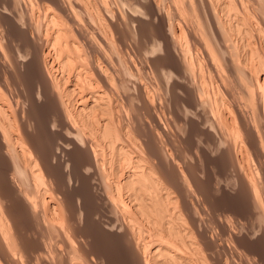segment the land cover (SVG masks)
Here are the masks:
<instances>
[{"label":"bare ground","instance_id":"6f19581e","mask_svg":"<svg viewBox=\"0 0 264 264\" xmlns=\"http://www.w3.org/2000/svg\"><path fill=\"white\" fill-rule=\"evenodd\" d=\"M117 1L110 2L116 4ZM119 1L125 7L128 6L131 11L126 10L127 13H130L128 18L126 17L127 19H123L127 14L126 11H124L125 14L123 12L122 14V9H119V12L124 16L122 18L117 16L115 11L111 10L108 0H0V7L4 8L0 10L1 262L4 264H33L34 262L37 264H54L52 262L53 255H61L64 264H108L109 261L107 263L105 257H101L102 253L98 255L99 258L97 257V259L94 255L91 256V251V254H89L88 250L86 252L83 249V245H86L84 238L87 239V235L85 229L81 226L91 216L88 210V208L90 209L89 206L95 207L96 202H101L105 208H110L118 216H120V213L122 221H118V218L115 219L114 216L106 215V220L101 223L103 228L100 224H96L99 222L96 220L97 218H95L97 222L95 221L94 224L103 231L107 230L117 233V235L119 233L129 237L130 240H127L133 245L132 249L136 256V263L131 264H254L252 261L255 258H250L247 254H245L247 258L245 256H243L244 259L238 257L237 261L241 259V262L233 259L232 255L229 256L233 259V262L228 260L230 258H227L226 255L230 251V245L228 243L224 244L222 237L215 239L201 228H197L200 220L203 219L200 217V211L198 212L199 208L190 204L193 200H189L188 196L192 194L194 195L192 199L196 198L195 194L197 193L193 192L196 191V188L201 189L200 187L204 185L203 180H200L202 184L199 181V173H201V169H203V173L208 171L207 163L212 155L209 154V150L213 149L216 153V157L213 159H221L222 163H219L222 164L221 167L231 165L236 168L237 178H235L237 184L251 196L248 199L250 200L248 205L256 209L255 213L257 212L259 218L264 217V209H258L261 200L257 197L260 193H263L260 192L259 188L261 187L258 188L256 180L249 173L250 170L247 171L243 167V163L241 164L240 160L235 158L240 149L237 151V139H232L233 137L230 135L233 132L235 136L236 134L240 136L242 133L240 129H243V135L246 132L248 139L245 137L246 135L242 139H245L244 141L247 139L246 142L251 144L249 150L258 149L255 151L259 154H256L255 151L252 152H255L257 156L264 155V144L261 142L264 139L261 140L262 137L260 138L255 127V125H259L256 124L257 122H254V126L246 123L247 120L245 121L242 113V110L245 109L240 107V110L238 108L241 102L238 103L237 98L239 96L236 97L238 92L235 93L231 89L236 86L240 87L241 90L234 89L240 90L241 94L245 96L244 98L250 102L257 103L258 109L264 112V89L261 91L264 88V59L260 58L258 65L254 63L255 60L253 61L257 71L255 76L251 74L252 69H248L251 73L246 71L247 64H245V61L239 60L242 55L236 57L243 47L240 48V45L238 46L236 41H233L231 36L228 35L227 30L224 28L226 24L223 21L224 19L222 22L225 24L221 22V19L219 21L217 15L219 10H216L217 6L214 3L217 1L206 0V9L211 14H209L210 18L212 17L211 27L213 26L215 30V38L217 42L223 44V46L219 44L218 52L223 54L226 51L229 52L227 37L230 36L231 42H235L237 45L234 50L237 54L230 53L231 57H226L229 59H226L227 69H224L222 67L223 60L221 65L219 60L223 57H219L220 54L218 55L205 43L200 44V40L192 36L199 45L195 49L194 58L196 60L202 58L204 65L206 62V70L204 65L199 68H203L205 72L209 70L207 72L209 74L210 72L217 73V77L221 76L222 79L226 77L222 76L227 72L238 76L246 71L247 75L250 74L248 75L249 78L253 76L252 90L256 91L258 87H261V90H258L259 92H252L249 88L252 85L245 84L248 82V77L247 79L243 77L246 81L242 86L240 82H244L243 79L238 83L235 78L236 81L233 80L232 75V80L235 83H231L230 87L221 84L224 80L218 79L219 84L222 85L220 89L218 88L220 85H217L218 90L221 91L220 95L227 97L225 102L221 99L222 104H224L225 109L233 107V112H228V110L223 112V109L220 108L223 112L221 114L224 115L222 123L225 120L223 127L220 125L221 121H219V124L216 121L219 120L218 115L215 119L214 112L208 111L209 108L206 107V100L209 98L206 97L205 100L204 83L207 78L201 76L200 71L195 73L196 70L192 69L194 65H196L195 68H198L197 64L192 65V61H190L194 59H190L189 56L191 49L194 50L193 46L190 45L191 49H187L185 43H183L184 41H181V37H185L184 33L186 35L187 26L185 29L184 20L182 24L179 21L175 24L177 20H180L183 11L188 12L191 6H194L190 3L192 0H189L190 2L188 0H170L169 3L179 5L172 4L174 9H170V6H168L169 11L164 8L168 13H164L165 11L162 10L164 6L162 5L161 9V5L157 0ZM242 1L230 0L224 3L221 0L225 6L228 3L231 6H238L239 3L243 5ZM245 1L243 2L245 3ZM249 2L247 1V3ZM253 2L255 3V0ZM250 3L252 4V2ZM180 4L184 6V10L179 9ZM201 6L199 7L201 8ZM225 6L223 7L225 8ZM260 6V9H264V0H261ZM22 8L24 12L19 14L18 11H21ZM241 8L236 11L240 12ZM36 9L39 10V13L40 9L43 10L42 16L44 19L42 21L45 23V30H42L43 28H40L42 31L36 29L38 24L33 15ZM196 9L194 7L193 10ZM246 9H244V13L247 12ZM201 11H199V14H201ZM190 12L192 13V11ZM204 12L202 11L203 14ZM227 12L223 13L226 15ZM233 13L228 14L233 16ZM235 14L237 15L236 12ZM205 15H202V17ZM189 16L197 20V15L195 18ZM256 16H258L257 20H260L258 19L261 18L260 15ZM185 17L183 19L186 20ZM154 18L159 19L160 24L157 20L158 23L156 24L158 25H154ZM227 18L229 21L232 19ZM233 19L235 20V18ZM196 20L195 23L198 22ZM243 20L240 17L236 20L238 23L235 22L237 23L235 25L240 24L241 26L243 23L248 22V19L247 22L245 20L243 22ZM141 21L150 24L149 39H145L143 32L140 28L138 29L137 25ZM263 21L259 24H264ZM186 22H188V19ZM205 22L207 23V21ZM41 24L43 23L41 22ZM232 24L231 26L234 27ZM250 24L252 25V23ZM133 26L135 30L132 29ZM240 26L239 28H241ZM38 27H41V25ZM123 27L128 31L127 35L123 34L122 30H125L122 29ZM206 27L203 28L208 29ZM250 27L248 28L250 29ZM192 28L195 29V27ZM203 28L197 31L199 32ZM244 29H247L245 25ZM186 31L189 34L188 30ZM192 31H190V34ZM114 32L117 36L114 35ZM232 32L236 35L235 30ZM192 33L197 32L193 31ZM242 33L239 34V37L245 34ZM205 35L206 40L210 38L207 37V34ZM188 37L187 39L191 35ZM246 41L244 40V42ZM259 42L261 41L258 40ZM245 45L244 47L248 49L247 44ZM215 46H213V49ZM157 50L160 55H150V53L155 54ZM249 52H252V50ZM137 54L139 58L140 55L142 56L140 60H146L147 69L150 70L149 74L155 77L156 80H154L157 81L155 84L158 85L159 89H155L151 85L152 82L145 83L146 81H142L144 75L149 74L145 70V62L143 64L141 61L142 67L140 66V69L136 66L134 58L137 60V57L134 56H137ZM254 54L255 52H252L251 55ZM216 56L219 58H216ZM191 57L193 56L191 55ZM250 62H252L251 59ZM198 63L202 65L200 61ZM253 64L251 65L252 68ZM22 70L31 73V76L28 74L30 76L28 79L31 81L30 78L33 77L35 81L32 83H35L37 88H35V84V87L29 86L30 83L27 84L28 81L22 79L27 76L24 77L25 73ZM261 70H263L262 73ZM207 73L203 72L204 75ZM14 77L21 79L15 81ZM214 77H216L215 74ZM209 78L208 80L213 77ZM210 82L212 81L210 80ZM229 84L227 83V85ZM256 84L258 86L255 90L254 86ZM212 85L215 86L216 84ZM207 91L211 92L212 90L208 89ZM165 93L171 98V109L162 104L161 98H163V95L167 97ZM208 94L210 95V93ZM214 96L216 95L214 94ZM162 100L165 102V99ZM47 101H50V106L46 110H41L46 103H49ZM207 101L209 103L211 100ZM221 101L219 100V102ZM233 101L236 105L235 103L233 105ZM219 102L216 100L217 105L220 104ZM251 104L250 108L253 107L254 109L256 104ZM241 106L243 107V105ZM263 112L261 117L263 116L264 120ZM254 116L256 115L254 114ZM245 117L249 119L248 117L251 116L247 115ZM219 118L221 120L222 117ZM256 118L254 119L256 120ZM230 122H232V129L229 125ZM252 122L251 119L250 123ZM236 123L243 127L238 128ZM238 131L241 133L239 134ZM244 143L242 142V145ZM246 147L248 148V146ZM245 148L244 150H246ZM193 156H196L199 160L201 167L197 165V160L192 161L191 157ZM190 160L193 162L191 163L193 166L190 165ZM216 172L215 177L225 176L224 168ZM210 174L209 172L208 175L211 176ZM91 179H96L97 182L94 181L95 183H93ZM71 191L77 192L75 194L77 196H69L68 193ZM96 205L98 204L96 203ZM189 205H193L192 207L198 209L191 210ZM253 208L252 212H254ZM135 211L144 216L146 215L148 220L154 219V222H152L155 223V227L149 236L144 234L140 226L142 224L140 218L143 216L136 218ZM77 213H79L78 217ZM95 214L97 215L96 211ZM152 214H154V217H152ZM98 215H101V213H98ZM102 215L104 216L105 213ZM102 215L101 217H103ZM105 217L103 218L105 219ZM182 220L188 221H186L187 226L184 225L185 222L183 223ZM223 226H225L224 223ZM262 231L264 232V227ZM222 233L228 234L227 239L230 238L232 245L236 244L233 245L234 251L237 247L243 248V242L249 244L257 241H252V239L250 241L249 239L252 237H248L247 240L241 234L238 235L232 232L230 227L223 229ZM260 241L258 240V245H261L259 244ZM86 247L85 249H87ZM240 248L239 251L242 252ZM258 248L260 249L257 250ZM258 248H255V250L251 248L254 251L251 250L250 254L258 257V260L255 261L256 264H264V245ZM223 251H225V257L222 256L221 252ZM41 253H49V255L43 254L44 256H42ZM65 253L69 254V262H66L65 256L63 257V255H66ZM236 253L234 252V254ZM100 257L104 258L102 262Z\"/></svg>","mask_w":264,"mask_h":264},{"label":"rangeland","instance_id":"374dc122","mask_svg":"<svg viewBox=\"0 0 264 264\" xmlns=\"http://www.w3.org/2000/svg\"><path fill=\"white\" fill-rule=\"evenodd\" d=\"M109 2L111 1V2H113V1H117V0H108ZM144 1H146V0H144ZM158 1V3H160V5H161V9H162V7H163V11H165L164 13H168V9H169V7L168 6H170V9L172 8V9H174L173 8V6H172V2L171 3H169V1L170 0H157ZM160 1V2H159ZM168 1V2H167ZM189 1V0H188ZM195 1V2H194ZM192 0L190 3L192 4V5H194V6H191V4H190V6H191V9L189 10V11H192V13L190 12L189 13V11L187 12V11H183V14L181 13V15L183 16V17H185L186 18V20L185 19H183V17L181 16L180 17V20H177V22H175V24H177L178 23V21L179 22H181V24H182V21L184 20V22H183V24H184V27H185V29H186V26H187V29L186 30H188V32H189V34L187 33V31L185 30V32H186V35H185V33H184V36L185 37H181V41H184L183 43H185V46L187 47V49H191L190 48V45H192L193 46V49L194 50H192L191 49V52L194 54H192L191 52H189L190 53V59L192 58H194L195 57V49L197 48V47H199V45H198V43H196L195 41V39H193V37L192 36H194V38H197V39H199L200 40V44H206V45H208L212 50H214V51H216L217 52V54L219 55L220 54V56L219 57H223V59H220L219 57H217L216 56V58H219V60H220V65L222 64L221 62H222V60H223V64H222V67H224V69H227V67H226V64H227V60L226 59H229V58H226V57H228V56H230L231 57V55H230V53H236L234 50H235V46L237 47V45L236 44H238V46L240 45V48H242V49H240V51L238 52V54L236 55V57L238 58V56L240 57L241 55V57L239 58V60L240 61H245V64H247L246 65V67H248L247 68V70L246 71H249L250 69H252V75L253 76H255L257 73H255V72H257L256 71V69H255V66L256 65H258L259 64V60H260V58H262V59H264V37H262V35H264V33H263V30H264V28H262V27H264V24H262V25H260L259 23L260 22H262L263 20H264V9H260L261 8V6H260V3H261V0H255V3H256V5H254L255 3L253 2L254 0H250V2H252V4L249 2V0H243V1H245V3L242 1V3H243V5H241V3H239V4H237L238 6H234V5H230L229 3H228V5H229V7H231V8H229L228 7V5L227 6H225L224 5V3H226V1L227 2H229L230 0H222L223 2H221V0L219 1V0H213V1H217V2H214L215 3V6H217L216 8H214V9H216V10H219V12H218V19H219V21H220V19H221V22H222V20L226 23H224V22H222V23H224L225 24V29L227 30V33H228V35H230L231 36V39H233V41H236V44H235V42L234 43H232L231 42V40H230V36L229 37H227L228 38V53H227V51L223 54L222 52L221 53H219L218 52V50H219V47L218 46H223V44L221 43H219V42H217V40H216V38H215V30H214V28H213V26L211 27V25H212V17L210 18V12H209V10L208 9H206L207 8V3H206V0ZM202 3H201V2ZM218 1L220 2V4L218 3ZM247 1L250 3V5H249V3H247ZM108 2V3H109ZM110 2V3H111ZM118 2H119V4H118ZM162 2V3H161ZM192 2H194V3H192ZM197 2V3H196ZM109 3V6L112 8L111 10H114L115 11V13L117 14V16H119V17H123L124 15H122L123 13L125 14V12L124 11H129V12H131L130 11V9L128 8V6H126L125 7V5L124 4H122L119 0L117 1V5L115 4V3H111L110 4ZM166 3V4H165ZM217 3V4H216ZM247 3V4H246ZM121 4V5H120ZM169 4V5H168ZM181 4H183V3H181ZM180 4V6H179V9H181V10H184L183 9V5H181ZM202 6H201V5ZM205 4V5H204ZM219 4V5H218ZM245 4V5H244ZM258 4V5H257ZM124 5V6H123ZM163 5V6H162ZM173 5H179V4H173ZM251 6V7H248V6ZM120 6V7H119ZM197 6V7H196ZM199 6H201V8L199 7ZM218 6H219V8H218ZM221 6H222V8L225 10H223L222 8H221ZM223 6H225V8L223 7ZM243 6V8H241V7ZM245 6H247V7H245ZM257 6V7H256ZM194 7L195 8H197L196 10H193L194 9ZM226 7H228L227 9H226ZM235 7H237L236 9L233 8ZM245 7V8H244ZM254 7V8H253ZM3 7H0V10H3L2 9ZM124 8V9H123ZM166 10H168V11H166ZM177 8H178V6H177ZM205 8V9H204ZM242 9V10H240V12L239 11H236V10H239V9ZM247 8V9H246ZM122 9V11H121V13L119 12L120 10ZM129 9V10H128ZM222 9V10H221ZM244 9H246L247 10V12L245 11V13H244ZM254 9V10H253ZM204 12V14L202 13V11ZM208 11V13H207V11ZM232 10V11H231ZM235 10V11H234ZM249 10V11H248ZM256 10V11H255ZM37 11V12H36ZM43 11V10H42ZM41 11V9H40V13H39V10L38 9H36V10H34V13H33V15H34V18L36 19V23L38 24H36L37 26V30H40V28L42 29V30H45V23L42 21L43 19H44V17L42 16L43 15V12ZM127 11H126V13H127ZM195 13H194V12ZM196 11H197V13H196ZM199 11H201V14H199ZM222 11V12H221ZM228 11V12H227ZM252 11H254V12H252ZM22 12H24V9L22 8V10L20 11H18V13L19 14H21ZM127 13V14H125V17H123V19L125 18V19H127L128 18V15L130 14V13ZM182 12V11H181ZM186 12V13H185ZM216 12V13H217ZM226 13L227 12V16L224 14V13ZM234 12V13H233ZM235 12L237 13V15L239 16H237L236 14H235ZM238 12L240 13V15L238 14ZM250 12V13H249ZM256 12H257V14H256ZM185 13V14H184ZM194 13V14H193ZM221 13H223V14H221ZM228 13H230V14H232L233 13V16L232 15H230V14H228ZM241 13H243V14H241ZM254 15H252V14ZM38 14V15H37ZM41 14V15H40ZM187 14H188V16H187ZM199 14V15H198ZM206 14V15H205ZM210 14V15H209ZM220 14V15H219ZM247 16H246V15ZM250 14V15H249ZM260 15V17L261 18H263V19H261V18H258V19H260V20H257V17L258 16H256V15ZM127 15V16H126ZM189 15H191V16H193V18H195V16H196V18H197V20H198V22H197V20L196 19H192ZM201 15V17H199ZM202 15H205V16H203L202 17ZM223 15V16H222ZM226 17H225V16ZM244 15H245V17H244ZM249 15V16H248ZM41 18H40V17ZM207 16V17H206ZM221 16H222V18H221ZM235 16H237V17H235ZM250 16H251V18H250ZM43 17V18H42ZM113 17V16H112ZM127 17V18H126ZM199 17V18H198ZM207 19H206V18ZM225 17V18H224ZM227 17H229V18H235V20L233 19H230V21H229V19L227 18ZM240 17H242L244 20H245V18L247 17V23L246 24H244L243 22H244V20H243V27H242V25L240 26V24H238V25H235V24H237L238 22L236 21L237 19H240ZM249 17V18H248ZM252 17H254V18H252ZM39 18V19H38ZM191 18V19H190ZM200 18H202V19H200ZM206 20H205V19ZM227 18V19H226ZM237 18V19H236ZM34 19V20H35ZM155 19V18H154ZM187 19H188V22H186L187 21ZM249 19H251L250 21H249ZM158 20V22H159V24H160V21H159V19H157ZM157 20L155 19L154 21L155 22H153L154 23V25L156 24V23H158L157 22ZM192 20H193V22H192ZM195 20H196V22L197 23H195ZM199 20H201V21H199ZM207 21V23L205 22V21ZM209 20V21H208ZM256 20V21H255ZM40 21V22H39ZM190 21V22H189ZM202 21H203V23H202ZM234 21V22H233ZM41 22L43 23V24H41ZM144 22V23H143ZM185 22L188 24H190L192 27H195V29L194 28H192L189 24L187 25H185ZM192 22V23H191ZM210 22V23H209ZM227 22H229V23H227ZM233 23L232 25H234V27H235V33H236V35L234 34V32H232V31H234L233 30V26H231V23ZM235 22H237V23H235ZM195 23V24H194ZM200 23H202L201 25H200ZM250 23H252V25H253V27H254V29H253V27H252V25L250 24ZM263 23H264V21H263ZM41 25V27H38V26H40ZM197 24H198V26H201L200 28H203V27H206V28H208V29H205V28H203V30H205L206 32H204L202 29H201V31H197V30H200V28L197 26ZM206 24V25H205ZM223 24V25H224ZM249 24H250V26H249ZM148 25V26H147ZM149 23L148 22H146V21H141L137 26H138V29L140 28V30L143 32V34L145 35V39H149V37H148V30H149ZM156 25H158V24H156ZM229 25V26H228ZM244 25H245V28H247V29H244ZM259 25H260V27L262 28V31H261V28L259 27ZM190 26V27H189ZM197 26V27H196ZM203 26V27H202ZM227 26V27H226ZM239 26L241 27V28H239ZM188 27H189V29H188ZM230 27V28H229ZM232 27V28H231ZM248 27H250V29L248 28ZM212 28V29H211ZM239 28V29H238ZM243 28V29H242ZM258 28H260L259 30H257ZM122 29H125V30H122L123 31V34H126L128 31H126L127 29L125 28V27H123ZM132 29H134L135 30V27L133 26V28ZM237 29V30H236ZM240 29H241V31L243 32V31H245V32H243V33H245V34H243L241 31H240ZM251 29H252V31H251ZM42 30H40V31H42ZM191 30H193V31H195V32H197L199 35L201 34V33H204L203 35H200V37H199V35L197 36L196 34L197 33H192L191 32V34H190V31ZM209 30V31H208ZM212 30V31H211ZM214 30V31H213ZM231 32H230V31ZM248 30H250V31H248ZM253 30H254V32H253ZM203 31V32H202ZM229 32H230V34H229ZM254 34H253V33ZM261 34H260V33ZM243 34L242 35V37H241V35H240V37H239V34ZM251 33H252V35H251ZM255 33H256V35H255ZM260 35H259V34ZM263 33V34H262ZM43 34V33H42ZM193 34V35H192ZM205 34H207L208 36L207 37H210L209 39H205L206 38V35ZM114 35L115 36H117V34L114 32ZM113 35V37L115 38V36ZM127 35V34H126ZM188 35H189V37H190V35H191V37L190 38H192L193 40H194V42H192L193 40H191L189 37H188ZM205 35V36H204ZM255 37H254V36ZM258 35H259V38H258ZM191 40L190 42H189V39H187V37ZM197 36V37H196ZM257 36V37H256ZM202 37H203V39H202ZM237 37V38H236ZM254 37V38H253ZM262 37V38H261ZM183 38V39H182ZM241 38V39H240ZM261 38V39H260ZM186 39V40H185ZM236 39V40H235ZM240 39V40H239ZM256 39V40H255ZM205 40H206V42H205ZM244 40L246 41V42H244ZM258 40L259 41H261V42H259L258 43ZM203 41V42H202ZM242 41H243V43H242ZM238 42V43H237ZM192 43H196V44H192ZM216 44V46H215V44ZM240 43V44H239ZM213 44V45H212ZM220 44V45H219ZM245 44H247V46L249 47L248 49H247V47H244V46H246ZM188 45V46H187ZM213 46H215V48L213 49ZM252 47V48H251ZM260 47H262V48H260ZM259 48H260V52H259ZM243 49H245V50H243ZM261 49H262V51H261ZM252 50V52H255V54L254 55H251L252 54V52H249V51H251ZM243 51H245V52H243ZM248 52V54H247V52ZM159 51L157 50L156 52H155V54L154 53H150V55H152V56H154V55H158L159 53H158ZM215 52V53H216ZM246 55H245V54ZM222 54V55H221ZM160 55V54H159ZM191 55L193 56V57H191ZM232 55H234V54H232ZM260 57H259V56ZM134 56V55H133ZM134 57H137V60H136V58H134ZM133 58H134V60H135V63H136V66H138V68L140 69V66L142 67V65L140 64V63H142L143 62V64H144V62L146 61V60H140V59H142V56L140 55V58H139V55L137 54V56L135 55ZM250 57V58H249ZM244 58V59H243ZM246 58H248L247 60H246ZM161 60H162V57L160 58ZM225 59V60H224ZM243 59V60H242ZM250 59H251V61L252 62H250ZM140 60V61H139ZM202 60V61H201ZM255 60V61H254ZM137 61H139V62H137ZM142 61V62H141ZM190 61H192V65H194V64H197V67L198 68H195L194 66H196V65H194L193 67H192V69L195 71V73H197L198 71H200L199 72V74L201 75V76H203V77H205L206 76V81H208L207 82V85L208 86H210V87H208L207 85H206V81H205V85L207 86H205L204 85V87H205V92H206V96H205V100H206V97L207 98H209V99H207V100H211V101H209V103H208V101L206 100V107H208L207 109H208V111H211V112H214V116H215V119H219V120H216L217 121V123L219 124V121H221L220 122V125L221 126H223V125H225V123H224V121H223V123H222V119L224 118V115L223 114H221V113H223V112H225L224 110H226V112H227V110H228V112L229 111H232V108L230 109H225V107H224V104H222V101L224 100V102L227 100V97L226 96H223L222 97V95H220L221 94V91L220 90H218V88L220 89V88H222V85L221 84H226V86H228V87H230V85H231V83H235V81L236 80H238V81H236V82H240L242 79H243V77L244 78H246L247 79V77H248V79H247V81L248 82H246L245 83V81H246V79H245V81H244V79L242 80V81H244V82H240V84L243 86V83H245V84H247L248 86H249V84L250 85H252V86H249V88L252 90L253 88V84H254V82L252 81L253 80V76H251L250 78H249V76L248 75H250V74H248L247 75V72L245 73L244 71H243V74H241V75H238V76H236V75H233V74H231V72H227L225 75H223L222 77H224V76H226V77H224V78H226V79H222V78H220L221 79V81L222 80H224L221 84H219L220 82H219V78L217 77V73H214L215 74V76L216 77H214V74L212 73V72H210V74L209 73H207L208 71H204V69L206 70V62H205V65H204V61H203V59L201 58L200 60H196V58H194L193 60H190ZM193 61H194V63H193ZM201 62L202 63V65L201 64H199L198 62ZM253 61H254V63L256 64H253ZM225 62V63H224ZM248 62H250V63H252L253 64V68L255 69V71H254V69L252 68V64H250V63H248ZM256 62H258V63H256ZM249 64H250V66H249ZM145 66V70H147L148 71V74L150 73V70H148L147 69V65H146V62H145V64H144ZM203 65H204V69L202 68H199L200 66H202L203 67ZM255 65V66H254ZM245 67V68H246ZM250 67V68H249ZM249 69V70H248ZM23 71V70H22ZM204 73H207V74H203V72ZM202 72V73H201ZM263 72V70H261V73ZM23 73H25L24 74V77H25V75H27L25 78H22V79H24V80H26V81H28V83L27 84H29L30 83V85L29 86H34L35 87V83H32V82H34L35 81V79L33 78V77H31L30 78V80L31 81H29V77L31 76V73H27V71L25 72V71H23ZM22 73V74H23ZM212 73V74H211ZM28 74L30 75V76H28ZM245 74V75H244ZM150 75V76H149ZM149 75H144V77H143V79H142V81L144 80V82L145 83H147V82H149V83H151V85H153L154 87H155V89H159L158 88V85H156L155 83L157 82H155V77L153 76L152 77V74H149ZM211 76L210 78H212V79H210L208 76ZM232 75H233V80H235V81H233L232 80ZM145 76H146V78H145ZM227 76H228V79H227ZM240 77H242L241 79H240ZM32 78H33V81H32ZM208 78L212 81V82H210V80H208ZM235 78V79H234ZM239 78V79H238ZM14 79H15V81H18V79H21V78H16V77H14ZM17 79V80H16ZM28 79V80H27ZM147 79H150V80H147ZM155 79V80H154ZM215 81H214V80ZM216 80H218V81H216ZM227 81V82H226ZM214 82V83H213ZM225 82V83H224ZM218 83V84H217ZM227 83H230L229 85H227ZM31 84H33V85H31ZM35 84V85H34ZM212 84H216L215 86L214 85H212ZM237 84V83H236ZM212 85V86H211ZM217 85L219 86L218 88H217ZM157 86V87H156ZM257 84L254 86V89L256 90V88H257ZM214 87V88H213ZM227 87V88H228ZM35 88H37V85H36V87ZM216 88V89H215ZM234 88H236V89H240L241 90V88L240 87H233V88H231L232 90H233V92H238V93H236V97H238L237 98V100H238V103H239V101H241L240 103H239V105H238V108H243V109H245V110H242V113H243V115H244V118H245V121L247 120V122L246 123H248V124H251V125H255V123L254 122H257L256 124L257 125H259V126H256L255 125V127H256V129H257V133H258V135L260 136V138H261V140L262 139H264V130L261 132V130L262 129H264V128H262V127H264L263 125H264V120H263V116L261 117V113L263 112L262 110H259L258 109V105H257V103H255L256 104V106H254L255 104H254V102L253 101H251L252 102V104H254L253 106L255 107L254 109H253V107L252 108H250V104H251V102L249 101V100H247L246 98H244L245 96L243 95V94H241L242 92H240V90L239 91H237L236 89H234ZM212 90L211 92L213 93H211V92H209V91H207V90ZM263 89L264 88H262V90H261V87H258V89L256 90V91H254V90H252V92H254V93H257V92H259L260 90L261 91H263ZM28 90V89H27ZM214 90V91H213ZM217 90V91H216ZM259 90V91H258ZM161 91H162V89H161ZM27 92V91H26ZM215 92V93H214ZM220 92V93H219ZM28 93V92H27ZM208 93H210V95L208 94ZM234 93V94H235ZM166 94V93H165ZM209 96H208V95ZM212 94V95H211ZM214 94L216 95V96H214ZM219 96H218V95ZM167 95V97L169 96L168 94H166ZM214 98H213V97ZM165 96L163 95V98H161V101L163 102L162 104H164L165 106H167V108H169V109H171L170 107L172 106V101L170 102V100H171V98H170V96L168 97V100H167V97H165ZM215 97H217V99H215ZM225 97V98H224ZM156 98H157V96H156ZM211 98H213V99H211ZM224 98V99H223ZM162 99H165V102L162 100ZM221 99H222V101H221ZM231 99V98H230ZM235 99V98H234ZM233 99V100H234ZM246 99V100H245ZM212 100H214V101H212ZM216 100H217V102H219V100L221 101V102H219L218 104L219 105H217V103H216ZM236 100V99H235ZM168 101V102H167ZM242 101H244V102H242ZM245 101L247 102L246 104H245ZM47 102H49V103H46L42 108H41V110H46V109H48V107L50 106L49 104H50V101H47ZM167 103H170V104H167ZM214 103H216V104H214ZM234 101H233V105H234ZM243 103V104H242ZM249 103V104H248ZM210 104V105H209ZM214 106H213V105ZM223 106H222V105ZM246 105V108H245V105ZM251 104V105H252ZM47 105V106H46ZM170 105V106H169ZM218 107H217V106ZM226 105H228V104H226ZM235 105H236V103H235ZM241 105H243V107L241 106ZM249 105V106H248ZM169 106V107H168ZM209 106H212L211 108H212V110H215V111H212V110H210L211 108L209 107ZM218 108H216V107ZM223 108H222V107ZM45 107V108H44ZM214 107V108H213ZM223 109V112H222V110L221 109ZM241 108H240V110H241ZM250 108V109H249ZM257 108V109H256ZM248 110V111H247ZM256 110H257V113H256ZM258 110H259V112H258ZM217 111V112H216ZM218 111H221L220 113L218 112ZM244 111V112H243ZM255 111V112H254ZM216 112V113H215ZM233 112V111H232ZM245 113V114H244ZM264 113V112H263ZM213 114V113H212ZM219 114H220V116L222 117L221 118V120H220V116H219ZM254 114L256 115V116H254ZM218 115V116H217ZM251 116V117H248L249 119H250V122H251V119H252V123H250L249 122V119H247V117H245V116ZM258 115V116H257ZM264 115V114H263ZM216 116H217V118H216ZM254 116V117H253ZM256 117H259V118H256ZM236 118H237V115H236ZM254 118H256V120L254 119ZM262 118V119H261ZM258 120V121H257ZM259 120H260V122H259ZM263 120V121H262ZM262 122V123H261ZM222 123V124H221ZM232 122H230L229 123V125H230V128L232 129ZM241 124V123H240ZM216 125V124H215ZM250 125V126H251ZM261 125V126H260ZM236 126H238V128L240 127V126H242V125H239V123L237 124L236 123ZM224 127V126H223ZM243 127V126H242ZM241 127V128H242ZM262 129H261V128ZM258 129L260 130L259 132H261L260 134H259V132H258ZM241 130V134L239 133V131ZM239 131H238V133L240 134V136L239 135H237L236 134V136L233 134V132H231V130H230V135L233 137L232 139H234V140H236L237 141V145H238V149H237V151H238V153L235 155V158H237V159H239L240 160V162H241V164L243 165V167H245V169L247 170V171H249V173H251L252 174V177L256 180V184L258 185V188L259 187H261V188H259L260 189V192H263V193H258L259 192V189L257 190L258 192H257V195H258V197L257 198H259L261 201V206H260V204H259V207H258V209L260 210V209H264V196H263V194H264V191H263V188H264V155H259V156H257L256 154H259L257 151H255V150H258V149H255V150H252V151H255L256 152V154H255V152H252V151H250L249 150V145H251V144H249L248 142H246V141H248L247 139H248V135L246 134V132H245V134L243 135V129H240ZM37 132H38V130H37ZM36 132V133H37ZM38 134V133H37ZM263 134V135H262ZM229 135V136H230ZM246 135V136H245ZM238 136V137H237ZM243 136V137H242ZM247 138L246 139V141H244L245 139H242V138H245V137ZM240 137H241V139H240ZM245 142L246 143V145H242V142ZM261 142H263L262 144H264V141L262 140ZM241 143V144H240ZM240 144V145H239ZM242 146V147H241ZM245 146H248V148L246 147L245 148ZM241 147V148H240ZM244 148L246 149V150H248V151H246V150H244ZM253 148V147H252ZM263 148H264V145H263ZM242 149V150H241ZM254 149V148H253ZM210 152H209V154L211 155V157L210 156H208V157H210L209 158V162L207 163L208 165H207V167H208V171H206V172H204L203 173V169H201V173H199V181L201 180H203V186H201V181H200V188L201 189H195L196 191L195 192H193V193H197V194H195L196 195V198H194V199H192L193 198V196L194 195H192V194H190L187 198L189 199V200H193L192 201V203H190L189 201V203L190 204H193V205H195L196 207H198V208H194V207H192L193 205H189V206H191V210H194L195 211V209H198V212H199V214H200V217H201V219H203V220H200V222H199V226L197 227L198 229H200L201 228V230H203V231H205V232H207L208 234H210L211 236H213L215 239L217 238V237H222V239H223V242H224V244H227L228 243V245H230V251L229 252H232V253H229L228 252V256L226 255V257L227 258H230V256L233 258V259H236V261H237V259H239L238 257H240L241 259H242V257L243 256H245L246 258H247V256H249L250 258H255L254 259V261H252V262H254V264H256L255 263V261H257L258 260V257L256 258V257H254L255 255H251L250 254V252H251V250H252V252L255 250V248L257 249L258 247H263V245H264V241H263V239H264V232L262 231L263 230V227H264V217H262V218H259L258 216H257V212L255 213V211H256V209H254L253 207V209H254V212H252V208H251V205H248V204H250V200H248L251 196H249L250 194H248L247 192H244V191H246L245 189H244V191H243V188H241L238 184H237V181H236V178H237V171H236V168H234V167H232L231 165L229 166H226V165H224L223 167H221L222 166V164L220 165L219 163H222L221 161V159L219 160V159H213L214 157H216L215 156V151L213 150V149H210L209 150ZM214 153H213V152ZM245 151V152H244ZM184 152V151H183ZM247 152V153H246ZM251 152V153H250ZM242 153V154H241ZM241 154V155H240ZM253 154V155H252ZM189 156V155H188ZM243 156V157H242ZM254 156H256L257 158L255 159V157ZM261 156V157H260ZM245 157V158H244ZM258 157H260L259 159H258ZM189 158H190V156H189ZM188 158V159H189ZM194 158V159H193ZM242 158H244L243 160H242ZM191 159H192V161L194 160V161H196L197 160V162H198V164L197 165H199V160L196 158V156H193V157H191ZM212 160H213V163H212ZM219 160V161H218ZM246 162H245V161ZM208 161V160H207ZM248 161V162H247ZM259 161H260V163H259ZM190 162V165H192L193 166V164H191V163H193V162H191V160L189 161ZM196 162V163H197ZM218 164V165H217ZM200 166V165H199ZM217 166V167H216ZM220 166V167H219ZM246 166H248V167H246ZM201 167V166H200ZM206 167V168H207ZM219 167V169H221V168H224V175L225 176H220V177H215L214 176V174L215 173H217L216 171L217 170H219V169H217ZM234 168V169H233ZM216 170V171H215ZM233 170V171H232ZM209 172L211 173L210 175L211 176H209L208 174H209ZM234 174H233V173ZM236 172V173H235ZM213 173V174H212ZM200 175H201V177H200ZM207 175V176H206ZM228 175V176H227ZM203 177V178H202ZM224 177V178H223ZM236 177V178H235ZM202 178V179H201ZM209 178H211V179H209ZM231 178V179H230ZM220 179V180H219ZM211 180V181H210ZM226 182H225V181ZM258 180V181H257ZM94 181H96L97 182V180L96 179H94V180H92L91 179V182H93V183H95ZM208 181V182H207ZM214 181V182H213ZM219 181H220V183H219ZM230 181V182H229ZM215 182H216V184H215ZM207 185H206V184ZM209 183H210V185H209ZM224 183V184H223ZM232 183H234V184H232ZM260 184V185H259ZM230 185V186H229ZM233 185V186H232ZM263 185V186H262ZM216 186V187H215ZM205 187V188H204ZM214 188V189H213ZM99 189V188H98ZM208 189H210V190H208ZM212 189V190H211ZM261 189H262V191H261ZM198 190V191H197ZM200 190V191H199ZM202 190H203V192H202ZM226 190V191H225ZM75 191H71V192H69L68 193V195L69 196H77V195H75L76 193H74ZM73 194V195H72ZM199 194V195H198ZM201 194V195H200ZM203 194V195H202ZM199 198H198V197ZM249 196V197H248ZM262 197V198H261ZM191 198V199H190ZM199 199V200H198ZM195 200V201H194ZM209 201V202H208ZM96 203L99 205H96ZM94 205H95V207L94 206H89L90 207V209L88 208V210L90 211L89 212V214L91 213V216H89L88 217V219H86V221H85V223H83V225L81 226L83 229H85V231H86V235H87V239H85L84 238V240H86L85 241V246L83 245V249L87 252V250L89 251L88 253L89 254H91V256H95V258H99V254H101L102 253V256L101 257H105V262H107L108 263V261H109V263L108 264H131V263H136V256H135V253H134V251H133V249H132V246L133 245H131V243H130V239H129V237L128 236H125L124 234H119L118 233V235H117V233H112V232H109V231H107V230H104V231H106V232H104L103 230H101L100 229V227H99V229H98V227H97V225L95 226V221L97 220V221H99V222H97L96 224H100L101 225V223L103 222L104 223V221L106 220V215L107 216H114L115 217V219L116 218H118V221H122V216H121V214L119 213V215L120 216H118V214H116V213H114V212H112L111 211V209L109 208L108 209V207L107 208H105L104 206H103V204H101V202L99 203V202H96ZM201 203V204H200ZM212 203V204H211ZM198 204V205H197ZM248 205V206H247ZM93 207V208H92ZM102 207H104L103 209H102ZM92 208V209H91ZM95 208V209H94ZM93 209H94V211H93ZM105 209H107V211H105ZM201 210H202V212H201ZM92 211V212H91ZM95 211H96V213H97V215H98V213H101V215L103 214V213H105V215L103 216V217H105V219L103 218V217H101V215H96V217H95V215H94V213H95ZM98 211V212H97ZM105 211V212H104ZM107 212V213H106ZM92 213H93V217H92ZM135 213H136V218H140L141 216H143V217H141L140 218V220H141V222H142V224L140 225L141 226V229L144 231V234H148L147 236H149L150 234H151V231H153V229H154V227H155V223H153L154 221V219L152 218V217H154L153 215L154 214H152V220L150 219V220H148V219H146V215L144 216V215H142L140 212H136L135 211ZM78 215H77V217L79 216V213H77ZM109 214V215H108ZM204 215V216H203ZM214 216V217H213ZM100 217V218H99ZM113 217V218H114ZM246 217V218H245ZM81 218V217H80ZM95 218H97L96 220H95ZM183 218H185V217H183ZM91 219H93L92 221H90ZM102 219V220H101ZM119 219H121V220H119ZM143 219V220H142ZM205 219V220H204ZM78 220H79V218H78ZM88 220V221H87ZM104 220V221H103ZM80 221H81V219H80ZM149 221V222H148ZM151 221V222H150ZM153 221V222H152ZM183 221V220H182ZM187 221V220H186ZM186 221H183V223L185 222V226H187L186 224H188ZM228 221V222H227ZM91 222H93V223H91ZM120 222H118L119 224H120ZM203 222V223H202ZM144 223V224H143ZM152 223H153V225H152ZM223 223L225 224V226H223ZM227 223H230V224H227ZM92 224H94V225H92ZM149 224V225H148ZM231 224H233V225H231ZM99 225V226H100ZM145 227H144V226ZM221 225V226H220ZM228 225H230V226H228ZM152 226V227H151ZM256 226V227H255ZM259 226V227H258ZM91 227H92V229H91ZM223 227V228H222ZM225 227V228H224ZM227 227H230V229L232 230V232H235L236 234H241L243 237H246L247 238V240H248V237L250 238V237H252V238H250L249 240L251 241V239H252V241L253 240H257V241H254V243H251L250 241V243L248 244V242H243L242 244V246H243V248H240V247H237V246H239V245H237L236 247H237V249H235V251H234V246L236 245L235 243L232 245V243L230 242L231 240H230V238L229 239H227L229 236H228V234H223L222 233V230L223 229H226ZM233 227V228H232ZM101 228H103L102 227V225H101ZM205 229V230H204ZM110 234H109V233ZM146 232V233H145ZM150 232V233H149ZM254 232V233H253ZM105 234V235H104ZM88 235H89V237H88ZM121 235H124V236H121ZM240 235V236H241ZM246 235V236H245ZM95 236V237H94ZM98 236V237H97ZM119 236V237H118ZM241 236V237H242ZM257 236V237H256ZM124 237H125V239H124ZM263 238V239H262ZM127 239H129V240H127ZM258 240H261L260 241V243L259 244H261V245H258L257 243H258ZM126 241V242H125ZM229 241V242H228ZM242 241H243V239H242ZM88 242V243H87ZM94 242V243H93ZM128 242H129V244H128ZM230 243V244H229ZM245 244V245H244ZM257 244V245H256ZM130 245V246H129ZM86 246H88V247H86ZM246 248H245V247ZM85 247L87 248V249H85ZM235 247V248H236ZM125 248V249H124ZM239 248H240V250H242V252L241 251H239ZM251 248H253V249H251ZM233 249V250H232ZM260 248H258L257 250H259ZM18 252H19V250H17ZM90 251H91V253H90ZM92 251H95V252H97V253H95V252H92ZM125 251V252H124ZM237 254H234V252ZM249 251V252H248ZM239 252V253H238ZM40 253V252H39ZM94 253V254H93ZM126 253V254H125ZM222 253V256H224L225 257V251H223V252H221ZM241 253V254H240ZM42 254V256H44L43 254H48L49 255V253H41ZM66 254V253H65ZM244 254V255H243ZM245 254H247V256L245 255ZM48 255H46V256H48ZM67 255V256H66ZM66 255H63V257L65 256V258H66V262H69V254H66ZM127 255H129V256H127ZM230 255V256H229ZM59 256V257H58ZM133 256V257H132ZM234 256H235V258H234ZM237 256V257H236ZM54 257H56L55 258V261H54ZM100 257V259H101V262L103 261V259L104 258H101ZM123 257V258H122ZM135 257V258H134ZM245 257H243V259L245 258ZM58 258H59V260H58ZM97 258V259H98ZM133 258V259H132ZM232 258H230V259H228V260H231L230 262H233V259ZM108 259V260H107ZM241 259L239 260V261H237V262H241ZM257 259V260H256ZM57 260V261H56ZM124 260V261H123ZM133 260V261H132ZM253 260V259H252ZM54 264H64L63 263V259L61 258V255H53V261H52ZM111 262V263H110ZM3 262H1V258H0V264H2ZM4 264V263H3ZM33 264H37V263H33Z\"/></svg>","mask_w":264,"mask_h":264}]
</instances>
